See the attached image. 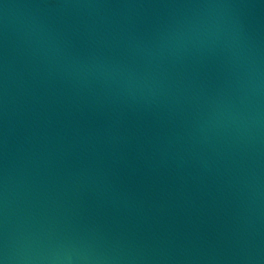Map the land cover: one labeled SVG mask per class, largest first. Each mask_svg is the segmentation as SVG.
Returning a JSON list of instances; mask_svg holds the SVG:
<instances>
[{"label": "water", "instance_id": "95a60500", "mask_svg": "<svg viewBox=\"0 0 264 264\" xmlns=\"http://www.w3.org/2000/svg\"><path fill=\"white\" fill-rule=\"evenodd\" d=\"M56 255L264 264V0H0V259Z\"/></svg>", "mask_w": 264, "mask_h": 264}, {"label": "clouds", "instance_id": "9594fccd", "mask_svg": "<svg viewBox=\"0 0 264 264\" xmlns=\"http://www.w3.org/2000/svg\"><path fill=\"white\" fill-rule=\"evenodd\" d=\"M65 260H67L68 264H73L72 258L69 257H62L59 255L53 256L50 258V264H65ZM0 264H5L3 259H0Z\"/></svg>", "mask_w": 264, "mask_h": 264}]
</instances>
